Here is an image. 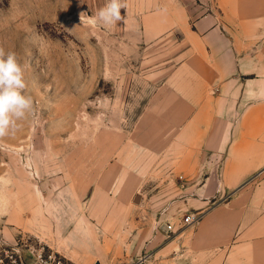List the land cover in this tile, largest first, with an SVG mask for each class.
<instances>
[{
	"label": "rangeland",
	"instance_id": "1",
	"mask_svg": "<svg viewBox=\"0 0 264 264\" xmlns=\"http://www.w3.org/2000/svg\"><path fill=\"white\" fill-rule=\"evenodd\" d=\"M107 2L0 0V48L16 54L34 101L0 138V264H264V233L252 221L196 260L180 237L236 205L264 173L226 187L214 158L252 95L236 107L188 101L190 52L207 29L197 22L219 0H123L122 22L91 23ZM209 176L217 183L205 185ZM257 202L262 221L264 196ZM188 214L198 222L187 225Z\"/></svg>",
	"mask_w": 264,
	"mask_h": 264
},
{
	"label": "crops",
	"instance_id": "2",
	"mask_svg": "<svg viewBox=\"0 0 264 264\" xmlns=\"http://www.w3.org/2000/svg\"><path fill=\"white\" fill-rule=\"evenodd\" d=\"M208 9L210 13L197 22L196 29L207 27L204 45H193L194 50L190 52L194 54L189 58L187 69L195 85L189 89L188 101L192 106L224 104L236 107L240 102L243 106L247 97L252 95L253 102L247 104L251 106L250 114L240 120L239 130L236 128L231 132L227 145L215 148L217 151L214 152V158L219 155L222 162L221 184L236 187L254 172L264 170V113L260 110L264 108V0H219L217 5L212 3ZM206 90L219 93L203 102L199 98H190ZM232 118L233 115H229V121ZM193 126L190 124V129ZM215 181L209 176L205 185L208 182L216 184ZM241 194L236 205L227 210L209 211L199 224L181 233L180 237H185L181 241L188 250L184 255L196 260L197 251L206 250L215 241H228V234L234 228L240 224L249 225L250 221L257 234L264 233V219L259 220L262 203L257 202L264 196V173L257 180V186L252 187V192ZM250 195L253 198L248 203ZM245 201L247 204L242 203ZM225 218L227 221L230 218L235 224L227 228V222L223 228ZM218 228L226 230L224 237L222 232L216 231Z\"/></svg>",
	"mask_w": 264,
	"mask_h": 264
},
{
	"label": "clouds",
	"instance_id": "3",
	"mask_svg": "<svg viewBox=\"0 0 264 264\" xmlns=\"http://www.w3.org/2000/svg\"><path fill=\"white\" fill-rule=\"evenodd\" d=\"M122 9H126L123 0H108L91 23L115 26L124 20ZM26 88L24 68L16 54L0 48V138L14 133L18 121L26 120L34 111L33 98L26 94Z\"/></svg>",
	"mask_w": 264,
	"mask_h": 264
},
{
	"label": "built area",
	"instance_id": "4",
	"mask_svg": "<svg viewBox=\"0 0 264 264\" xmlns=\"http://www.w3.org/2000/svg\"><path fill=\"white\" fill-rule=\"evenodd\" d=\"M198 217L194 214H188L185 218V223L187 225H190V224H194L196 222H198ZM172 227L169 226V229H171ZM13 263L15 264H20L17 260H12ZM40 263L41 264H69L68 262H66L65 260L61 259V258H55V257H52L50 256L49 258H46V259H43L41 258L40 260Z\"/></svg>",
	"mask_w": 264,
	"mask_h": 264
},
{
	"label": "water",
	"instance_id": "5",
	"mask_svg": "<svg viewBox=\"0 0 264 264\" xmlns=\"http://www.w3.org/2000/svg\"><path fill=\"white\" fill-rule=\"evenodd\" d=\"M140 198H141V194L140 193L136 194L134 197V202H139ZM37 264H41V263L37 262ZM95 264H101V263L100 261H97Z\"/></svg>",
	"mask_w": 264,
	"mask_h": 264
}]
</instances>
